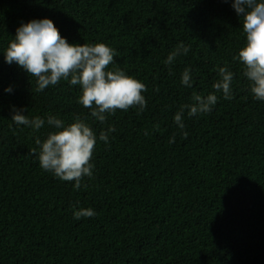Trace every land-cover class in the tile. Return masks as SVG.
<instances>
[{"label":"trees","instance_id":"16d2710c","mask_svg":"<svg viewBox=\"0 0 264 264\" xmlns=\"http://www.w3.org/2000/svg\"><path fill=\"white\" fill-rule=\"evenodd\" d=\"M45 17L71 44L114 49L106 70L146 85L144 111L100 125L77 104L78 86L37 92L35 77L7 64L16 29ZM180 43L190 51L167 65ZM244 44L230 0H0V264H264V101L233 59ZM220 67L234 73L232 98L216 93L211 112L185 113L178 129L175 113L215 91ZM12 106L29 119L80 117L97 135L114 126L97 141L93 177L75 189L43 171L32 150L54 129L17 127ZM89 207L94 217L74 219Z\"/></svg>","mask_w":264,"mask_h":264},{"label":"clouds","instance_id":"9594fccd","mask_svg":"<svg viewBox=\"0 0 264 264\" xmlns=\"http://www.w3.org/2000/svg\"><path fill=\"white\" fill-rule=\"evenodd\" d=\"M229 2V0H225ZM231 7L242 17L245 44L233 57L242 66V75L249 82V91L257 101H264V0H230ZM189 47L180 43L167 56L165 63L171 65L181 54L187 55ZM7 64H16L30 77L36 79V91L42 92L56 86L61 80L80 89L77 104L90 110L89 115L100 125H105L107 117L117 110L127 112L136 108L143 112L147 106L146 85L127 75L124 71L106 70L114 63L115 50L105 43L71 44L61 36L55 23L49 18L32 19L22 23L7 48L4 50ZM219 79L213 84L214 92L206 95L196 94L192 103L183 105L174 115L173 123L178 129L185 128V113L188 117L202 115L213 110L218 102L216 93H222L225 100L232 98L234 73L227 67L218 69ZM181 84L193 87L192 72L185 68ZM11 93L13 88L4 89ZM11 121L17 126L30 127L38 132L45 124L54 131L47 133L41 141L36 139L39 151L32 150L39 167L54 177L74 181L73 187L79 189L84 177L92 178L94 165L91 163L97 141L109 142V134L115 127L109 125L97 135L84 119L76 117L74 122L65 124L62 119L48 115L29 119L22 109L12 106ZM187 136V133H184ZM171 138L169 143H174ZM96 215L92 208H79L73 211L76 220Z\"/></svg>","mask_w":264,"mask_h":264}]
</instances>
